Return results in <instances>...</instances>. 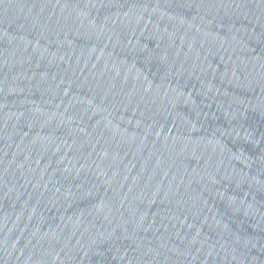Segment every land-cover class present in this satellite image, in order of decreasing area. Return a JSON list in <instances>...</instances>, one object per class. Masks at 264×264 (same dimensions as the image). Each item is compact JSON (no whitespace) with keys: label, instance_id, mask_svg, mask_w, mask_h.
I'll return each mask as SVG.
<instances>
[{"label":"water","instance_id":"water-1","mask_svg":"<svg viewBox=\"0 0 264 264\" xmlns=\"http://www.w3.org/2000/svg\"><path fill=\"white\" fill-rule=\"evenodd\" d=\"M0 264H264V0H0Z\"/></svg>","mask_w":264,"mask_h":264}]
</instances>
